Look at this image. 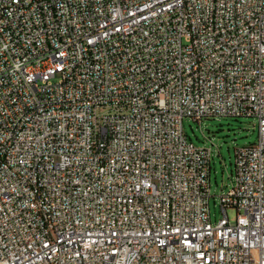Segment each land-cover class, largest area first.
<instances>
[{"label": "built area", "instance_id": "built-area-1", "mask_svg": "<svg viewBox=\"0 0 264 264\" xmlns=\"http://www.w3.org/2000/svg\"><path fill=\"white\" fill-rule=\"evenodd\" d=\"M0 264H264V0H0Z\"/></svg>", "mask_w": 264, "mask_h": 264}, {"label": "rangeland", "instance_id": "rangeland-1", "mask_svg": "<svg viewBox=\"0 0 264 264\" xmlns=\"http://www.w3.org/2000/svg\"><path fill=\"white\" fill-rule=\"evenodd\" d=\"M182 125L193 144L211 149L209 210L214 222L222 216L219 194L230 186L233 179L235 147L257 140V120L253 116H227L197 121L185 116ZM226 213L230 223H235L236 208L227 207Z\"/></svg>", "mask_w": 264, "mask_h": 264}]
</instances>
